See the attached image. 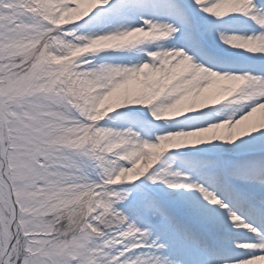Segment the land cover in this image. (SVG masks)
<instances>
[{
	"label": "snow or ice",
	"instance_id": "snow-or-ice-1",
	"mask_svg": "<svg viewBox=\"0 0 264 264\" xmlns=\"http://www.w3.org/2000/svg\"><path fill=\"white\" fill-rule=\"evenodd\" d=\"M0 264H264V0H0Z\"/></svg>",
	"mask_w": 264,
	"mask_h": 264
}]
</instances>
